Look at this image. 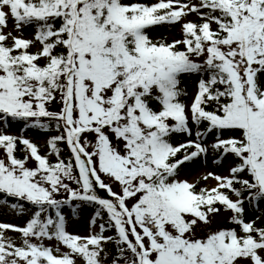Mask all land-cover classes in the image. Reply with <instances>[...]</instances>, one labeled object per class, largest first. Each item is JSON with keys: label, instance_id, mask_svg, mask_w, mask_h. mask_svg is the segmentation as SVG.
<instances>
[{"label": "snow or ice", "instance_id": "snow-or-ice-1", "mask_svg": "<svg viewBox=\"0 0 264 264\" xmlns=\"http://www.w3.org/2000/svg\"><path fill=\"white\" fill-rule=\"evenodd\" d=\"M0 206V264H264V0H0Z\"/></svg>", "mask_w": 264, "mask_h": 264}, {"label": "rangeland", "instance_id": "rangeland-1", "mask_svg": "<svg viewBox=\"0 0 264 264\" xmlns=\"http://www.w3.org/2000/svg\"><path fill=\"white\" fill-rule=\"evenodd\" d=\"M160 34L168 35L169 39H171L173 36H177L178 37L179 36V26H177L175 29H173L171 31V33H169L166 29H160L159 32L153 33V35H160ZM187 87H188L189 91H191L193 89V84H189ZM209 170H212V169L209 168ZM203 171H204V169L200 168V166L198 164H196V165L189 166V168L186 169V174H187V177L189 179H195ZM0 221L9 222V223H12V224H20V223H22V220H20L17 217H15L12 214V212L9 210V208L6 207V206H0ZM87 226H88L87 225V220L86 219H82V220L74 223L71 226L70 230L79 232L80 234H86Z\"/></svg>", "mask_w": 264, "mask_h": 264}, {"label": "trees", "instance_id": "trees-1", "mask_svg": "<svg viewBox=\"0 0 264 264\" xmlns=\"http://www.w3.org/2000/svg\"><path fill=\"white\" fill-rule=\"evenodd\" d=\"M188 84H191V82H190V81H189V82H187V85H188ZM187 85H186V86H187Z\"/></svg>", "mask_w": 264, "mask_h": 264}]
</instances>
